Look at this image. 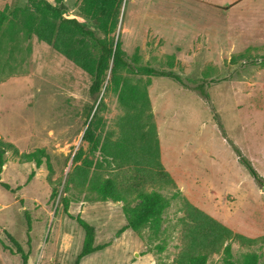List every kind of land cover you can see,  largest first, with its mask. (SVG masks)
<instances>
[{"label": "rangeland", "instance_id": "obj_1", "mask_svg": "<svg viewBox=\"0 0 264 264\" xmlns=\"http://www.w3.org/2000/svg\"><path fill=\"white\" fill-rule=\"evenodd\" d=\"M60 2L65 17L97 29L82 11V0ZM31 12L28 0H0V18L7 17L0 29V139L20 152L45 148L51 169L46 161L38 168L6 154L2 181L17 190L0 184V264H23L6 231L27 252L28 215L27 264H75L84 231L64 212L65 197L71 200L69 213L95 227V244H107L79 264H173L181 249V200L166 211L164 232L150 238L148 229L118 233L127 222L122 202L96 201L94 193L72 185L66 190L76 152L87 151L83 137L92 108L101 102L103 140L112 135L115 140L125 110L106 87L98 98L91 96L87 72L23 30ZM115 38L131 63L175 72L185 82L122 71L133 83L149 80L159 160L177 186L156 189L168 198L178 189L235 232L261 238L253 248L233 241L232 250L236 260L255 251L264 264V68L246 59L230 64L241 53L256 60L264 56V0H123ZM200 84L209 99L196 90ZM232 144L252 162L260 182L240 163ZM94 160L103 177L125 178V165L104 163L99 153ZM163 243L160 252L157 245ZM207 264H223L222 254L212 255Z\"/></svg>", "mask_w": 264, "mask_h": 264}, {"label": "trees", "instance_id": "obj_2", "mask_svg": "<svg viewBox=\"0 0 264 264\" xmlns=\"http://www.w3.org/2000/svg\"><path fill=\"white\" fill-rule=\"evenodd\" d=\"M32 12L23 20V30L29 35H35L64 55L67 59L88 73L91 78L89 93L98 98L104 87L112 90L118 96L120 105L125 113L118 120V132L115 140L112 136L102 139L100 130L103 125L98 112L100 104L91 110V118L85 130L83 139L88 143L87 151L80 148L74 158L73 170L69 173L66 190L70 185L78 191H89L96 195V201L122 202L127 222L118 231L123 233L131 229L136 233L144 229L149 230L150 238H158L166 211L172 201L181 200L185 215L180 219L182 238L181 249L173 264H207L214 254H222L223 264H260L261 255L255 251L244 253L236 260L232 250V242L253 248L261 238H251L235 232L199 207L190 203L176 190L170 198L166 197L156 187L165 189L176 188L170 173L159 160V144L153 114L148 98L146 83H133L131 79L122 75V71L133 75L149 77H168L185 85L182 77L172 71L157 69L149 65L131 63L122 49V43L116 41V32L120 23L123 0H82V11L97 26V29L86 26L77 18H67L63 15L64 5L57 1L53 4L48 0H28ZM7 17L0 18V29ZM172 61L175 59L171 55ZM240 59H246L249 64H258L264 68V56L261 60L252 59L247 53L234 55L230 64H236ZM173 64V62L171 63ZM139 81V80H138ZM212 83H218L212 80ZM198 93L209 99L205 85L195 87ZM218 124L221 123L218 120ZM232 148L242 165L253 178L260 182L262 177L252 162L242 151L232 144ZM12 152L23 162H34L40 168L44 161L48 164L49 156L45 148H37L30 152H20L9 141L0 139V184L7 190L16 192L8 183L2 181L3 167L6 164V154ZM99 153L102 161L107 164L113 162L126 166L125 178L116 181L113 177H103L99 172V164L94 160ZM57 195V189L52 190V197ZM64 212L75 219L84 231V239L75 264L87 255L102 250L107 246L96 245L95 227L82 216L74 217L69 213L71 200L63 198ZM140 201L135 208L127 205ZM32 229L31 218L27 216V236L29 250L26 252L20 242L9 232L6 235L14 245L16 252L22 256L23 264L28 263ZM10 248V247H9ZM166 243L158 244L157 249L162 252ZM14 251V250H13Z\"/></svg>", "mask_w": 264, "mask_h": 264}, {"label": "water", "instance_id": "obj_3", "mask_svg": "<svg viewBox=\"0 0 264 264\" xmlns=\"http://www.w3.org/2000/svg\"><path fill=\"white\" fill-rule=\"evenodd\" d=\"M264 189V188H263Z\"/></svg>", "mask_w": 264, "mask_h": 264}]
</instances>
